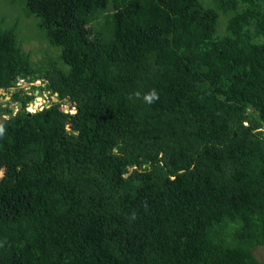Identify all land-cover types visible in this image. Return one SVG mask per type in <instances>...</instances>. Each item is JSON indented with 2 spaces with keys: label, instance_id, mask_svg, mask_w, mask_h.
Instances as JSON below:
<instances>
[{
  "label": "trees",
  "instance_id": "1",
  "mask_svg": "<svg viewBox=\"0 0 264 264\" xmlns=\"http://www.w3.org/2000/svg\"><path fill=\"white\" fill-rule=\"evenodd\" d=\"M23 83L57 100L0 119V264H264V0H0Z\"/></svg>",
  "mask_w": 264,
  "mask_h": 264
},
{
  "label": "rangeland",
  "instance_id": "2",
  "mask_svg": "<svg viewBox=\"0 0 264 264\" xmlns=\"http://www.w3.org/2000/svg\"><path fill=\"white\" fill-rule=\"evenodd\" d=\"M22 31H23V34L25 36H23L22 38H25V42L24 43V47L26 49L28 48H32L34 47V45H39V40L40 38L39 37H30L33 35L34 33V30L33 29H28L27 27L25 28V26L22 25ZM28 43V44H27ZM33 45L32 47L29 45ZM33 83H35L36 85H39L40 84V80H37V81H34ZM22 88L24 91H28L29 94H31V92L34 93V95L32 97H36L37 98V102L39 103L36 107H34V105L32 103H35V102H32L31 99L28 100V105L26 107L27 110H36L38 108H41L42 106L44 105H47L49 104L51 101H55L57 100V97H55L54 95H49L48 92H42L40 90H34L32 91L31 88H30V85H26V83L22 84ZM8 96V98H7ZM65 98H67L65 96ZM11 105V104H14L16 107V109L20 108L16 105V102L10 100V92L7 93L4 89L0 90V106H6V105ZM61 106L62 108L64 109V111L66 110L67 111H71L72 110V107H70V105L67 103V101H62L61 102ZM3 170H2V167L0 168V174H2Z\"/></svg>",
  "mask_w": 264,
  "mask_h": 264
},
{
  "label": "clouds",
  "instance_id": "3",
  "mask_svg": "<svg viewBox=\"0 0 264 264\" xmlns=\"http://www.w3.org/2000/svg\"><path fill=\"white\" fill-rule=\"evenodd\" d=\"M24 84V83H23ZM27 85V84H26ZM2 90H3V88H2ZM36 90H38V89H36ZM7 98H8V96H7ZM32 98V97H31ZM144 100L147 102V103H153L155 100H158L159 99V96H158V94H157V91L155 90V89H153L150 93H147V94H145L144 95ZM22 105V104H21ZM10 106V105H9ZM45 106V105H44ZM43 107V106H42ZM41 107V108H42ZM41 108H38V109H36V110H39V109H41ZM26 111H30V110H27L26 108H24ZM35 111V110H34ZM30 112H33L32 110L30 111ZM6 115V114H5ZM4 132H5V129H4V127L3 126H0V136H2L3 134H4Z\"/></svg>",
  "mask_w": 264,
  "mask_h": 264
},
{
  "label": "water",
  "instance_id": "4",
  "mask_svg": "<svg viewBox=\"0 0 264 264\" xmlns=\"http://www.w3.org/2000/svg\"><path fill=\"white\" fill-rule=\"evenodd\" d=\"M1 90V89H0ZM31 101L32 102H36L37 101V98L36 97H32L31 98ZM16 105L18 106V107H20V108H18V109H16L15 107V105L14 104H11L10 105V109H11V111H12V113H10L9 115H1L0 116V119H2V120H4V119H6L7 117H12V116H14V114H16V113H18L20 110H24V107L21 105V102L20 101H17L16 102ZM64 110V109H63ZM66 111V110H65ZM31 112L30 111H28L27 112V114H30Z\"/></svg>",
  "mask_w": 264,
  "mask_h": 264
},
{
  "label": "bare ground",
  "instance_id": "5",
  "mask_svg": "<svg viewBox=\"0 0 264 264\" xmlns=\"http://www.w3.org/2000/svg\"><path fill=\"white\" fill-rule=\"evenodd\" d=\"M37 102V101H36ZM37 104H39L38 102H37ZM35 107V106H34Z\"/></svg>",
  "mask_w": 264,
  "mask_h": 264
},
{
  "label": "flooded vegetation",
  "instance_id": "6",
  "mask_svg": "<svg viewBox=\"0 0 264 264\" xmlns=\"http://www.w3.org/2000/svg\"><path fill=\"white\" fill-rule=\"evenodd\" d=\"M35 103H37V102H35ZM33 105H34V103H32Z\"/></svg>",
  "mask_w": 264,
  "mask_h": 264
}]
</instances>
